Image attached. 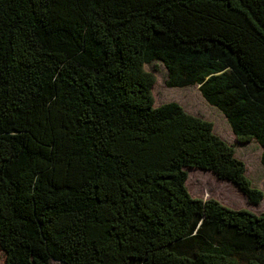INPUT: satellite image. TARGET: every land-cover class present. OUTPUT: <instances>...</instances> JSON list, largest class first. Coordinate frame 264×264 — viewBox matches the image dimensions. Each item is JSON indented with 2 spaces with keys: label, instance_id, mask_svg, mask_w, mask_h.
Segmentation results:
<instances>
[{
  "label": "trees",
  "instance_id": "obj_1",
  "mask_svg": "<svg viewBox=\"0 0 264 264\" xmlns=\"http://www.w3.org/2000/svg\"><path fill=\"white\" fill-rule=\"evenodd\" d=\"M153 61L264 165V0H0L4 264H264V213L187 169L263 192L212 122L154 106Z\"/></svg>",
  "mask_w": 264,
  "mask_h": 264
},
{
  "label": "rangeland",
  "instance_id": "obj_2",
  "mask_svg": "<svg viewBox=\"0 0 264 264\" xmlns=\"http://www.w3.org/2000/svg\"><path fill=\"white\" fill-rule=\"evenodd\" d=\"M145 70L151 72L156 79L152 88L154 106L176 102L186 112L212 122L215 134L235 148L236 157L245 163L246 176L252 185L264 194V165L261 162L262 150L258 143L255 140L238 143L224 114L202 97L198 85L168 88L167 70L160 61L145 64ZM187 172L186 186L193 197L215 198L233 209H246L255 214L264 213V196L258 205H253L233 184L217 179L211 172L200 169H187ZM0 264H4L1 250ZM51 264L60 263L52 261Z\"/></svg>",
  "mask_w": 264,
  "mask_h": 264
}]
</instances>
